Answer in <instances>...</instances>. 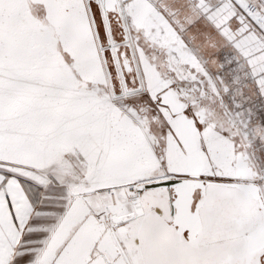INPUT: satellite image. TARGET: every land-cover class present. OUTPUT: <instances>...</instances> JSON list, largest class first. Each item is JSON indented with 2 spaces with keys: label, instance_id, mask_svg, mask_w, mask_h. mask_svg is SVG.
Wrapping results in <instances>:
<instances>
[{
  "label": "snow or ice",
  "instance_id": "6c2138e0",
  "mask_svg": "<svg viewBox=\"0 0 264 264\" xmlns=\"http://www.w3.org/2000/svg\"><path fill=\"white\" fill-rule=\"evenodd\" d=\"M0 264H264V0H0Z\"/></svg>",
  "mask_w": 264,
  "mask_h": 264
}]
</instances>
